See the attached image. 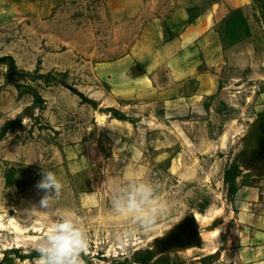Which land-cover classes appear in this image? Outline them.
I'll use <instances>...</instances> for the list:
<instances>
[{
  "label": "crops",
  "instance_id": "0c3cea01",
  "mask_svg": "<svg viewBox=\"0 0 264 264\" xmlns=\"http://www.w3.org/2000/svg\"><path fill=\"white\" fill-rule=\"evenodd\" d=\"M76 1L96 4L100 16L94 23L101 31L129 33L128 50L92 49L90 43L81 49L68 38L70 33L59 28L60 15ZM247 1L0 0V58H13L26 72L35 68L26 63L38 60L40 74L56 73L91 101L83 103L60 84H31L43 101L40 120L53 137L32 142L4 138L0 159L40 165L52 151L53 169L47 170L72 192L85 183L97 184L92 177L96 168L106 173L107 185L137 178L144 169L128 155L140 152L138 133L178 127L186 136L191 128L206 126L211 99L235 103L221 83L226 71L250 70L256 80L264 79V55L263 60L257 57L251 39L239 37L235 23ZM108 52L107 60H95ZM0 69L3 125L25 112L32 98L16 100L6 69ZM256 106L264 114V91ZM210 145L220 148L218 141ZM203 236L205 244L188 246L199 263L264 264V175L240 184L227 222Z\"/></svg>",
  "mask_w": 264,
  "mask_h": 264
},
{
  "label": "rangeland",
  "instance_id": "374dc122",
  "mask_svg": "<svg viewBox=\"0 0 264 264\" xmlns=\"http://www.w3.org/2000/svg\"><path fill=\"white\" fill-rule=\"evenodd\" d=\"M94 5L77 1L72 3L62 10L59 28L64 33H70L68 38L75 39L81 49L84 44L90 43L92 49L116 47L117 53H125L132 36L124 29L112 34L101 31L94 23L95 18L100 16ZM235 23L238 36L249 37L250 49L263 60L264 0H248L237 14ZM108 55L109 52L95 60H107ZM39 63L38 60L26 63L35 66L31 68L32 72H26L17 68L13 58H0V67L6 69L8 87L18 93L16 100H20L23 95L32 98L25 112L12 115L10 120L0 125V142L4 138L32 142L53 137L50 126L40 120L43 105L41 96L31 86L38 80L46 85L60 84L83 103H91L56 73L40 74ZM0 73H3L1 69ZM253 77L250 70L226 71L221 83H224L229 98L235 103L225 104L219 96H215L211 99L206 126L191 128L186 136L178 127L155 129L147 134L144 130L138 133L140 152L128 156L144 170L132 179L148 178L157 182L162 197L171 204L170 215L164 218L155 232H140L136 238L124 242L116 238V232L128 223L127 218L116 216L111 210L112 196L120 184L107 185L106 173L99 168L92 171L97 184H82L76 190L74 188V192L70 187L64 189L55 209L62 212L70 210L85 220L91 238L89 249L83 254L85 264L200 262L190 256L191 249L188 246L169 249L160 241L172 236L188 218H193L202 234L201 245L205 244L203 234L227 222L228 213L233 211V199L238 186L258 182L264 175L259 163L264 158V114L258 112L256 106L258 94L264 91V79L256 80ZM38 98L41 99L40 103L36 102ZM99 119H103V116L100 115ZM259 127L263 130L261 158L254 156L257 143L252 137ZM217 141L220 143L218 149L223 150H212L214 148L211 145L207 147ZM45 156L47 158L40 165L33 166L16 159H0V264H35L38 258L36 247L51 222L48 216L31 215L33 211H45L40 206L45 193L37 184L49 166L53 169L51 165L55 154L48 151ZM210 237L205 236V240Z\"/></svg>",
  "mask_w": 264,
  "mask_h": 264
},
{
  "label": "clouds",
  "instance_id": "9594fccd",
  "mask_svg": "<svg viewBox=\"0 0 264 264\" xmlns=\"http://www.w3.org/2000/svg\"><path fill=\"white\" fill-rule=\"evenodd\" d=\"M37 187L45 193L40 201L45 211H33L31 215L48 216L51 222L36 247L35 264H85L83 254L89 249L91 239L85 220L70 210L55 209L65 189L63 179L47 170ZM170 208L157 182L148 178L128 180L115 189L111 199L113 214L128 219L116 232V238L124 242L136 238L140 232H155L170 215Z\"/></svg>",
  "mask_w": 264,
  "mask_h": 264
},
{
  "label": "water",
  "instance_id": "95a60500",
  "mask_svg": "<svg viewBox=\"0 0 264 264\" xmlns=\"http://www.w3.org/2000/svg\"><path fill=\"white\" fill-rule=\"evenodd\" d=\"M262 126L264 129V121L262 122ZM263 130L259 127L256 129V132L253 134V139L257 143L256 150L254 152V156L257 158H261V137L263 136ZM260 165L264 169V158L260 159ZM165 247L169 249H178V248H186L185 246L197 245L201 246V234L199 230V224L193 218H188L179 228H177L176 232L168 237L161 239L160 241Z\"/></svg>",
  "mask_w": 264,
  "mask_h": 264
},
{
  "label": "trees",
  "instance_id": "16d2710c",
  "mask_svg": "<svg viewBox=\"0 0 264 264\" xmlns=\"http://www.w3.org/2000/svg\"><path fill=\"white\" fill-rule=\"evenodd\" d=\"M12 69H15V67H13ZM80 95V94H79ZM81 96V95H80ZM82 98H85V97H83V96H81ZM38 100V101H37ZM36 102H38V103H40L41 102V99L40 98H38V99H36Z\"/></svg>",
  "mask_w": 264,
  "mask_h": 264
},
{
  "label": "flooded vegetation",
  "instance_id": "af4514ba",
  "mask_svg": "<svg viewBox=\"0 0 264 264\" xmlns=\"http://www.w3.org/2000/svg\"><path fill=\"white\" fill-rule=\"evenodd\" d=\"M262 146H263V154H264V138H263Z\"/></svg>",
  "mask_w": 264,
  "mask_h": 264
},
{
  "label": "built area",
  "instance_id": "2783aa9c",
  "mask_svg": "<svg viewBox=\"0 0 264 264\" xmlns=\"http://www.w3.org/2000/svg\"><path fill=\"white\" fill-rule=\"evenodd\" d=\"M197 264H202V263H197Z\"/></svg>",
  "mask_w": 264,
  "mask_h": 264
},
{
  "label": "bare ground",
  "instance_id": "6f19581e",
  "mask_svg": "<svg viewBox=\"0 0 264 264\" xmlns=\"http://www.w3.org/2000/svg\"><path fill=\"white\" fill-rule=\"evenodd\" d=\"M195 245V244H194ZM191 246H193V245H191Z\"/></svg>",
  "mask_w": 264,
  "mask_h": 264
}]
</instances>
